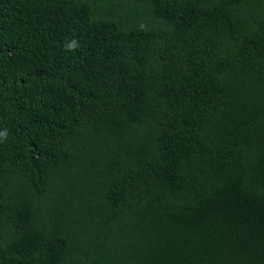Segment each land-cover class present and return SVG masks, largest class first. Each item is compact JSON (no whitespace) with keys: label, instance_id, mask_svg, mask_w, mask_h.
Masks as SVG:
<instances>
[{"label":"trees","instance_id":"trees-1","mask_svg":"<svg viewBox=\"0 0 264 264\" xmlns=\"http://www.w3.org/2000/svg\"><path fill=\"white\" fill-rule=\"evenodd\" d=\"M0 264H264V0H0Z\"/></svg>","mask_w":264,"mask_h":264},{"label":"clouds","instance_id":"clouds-1","mask_svg":"<svg viewBox=\"0 0 264 264\" xmlns=\"http://www.w3.org/2000/svg\"><path fill=\"white\" fill-rule=\"evenodd\" d=\"M78 47H79V45L75 40H73L71 43L67 44V49L70 51H74Z\"/></svg>","mask_w":264,"mask_h":264}]
</instances>
